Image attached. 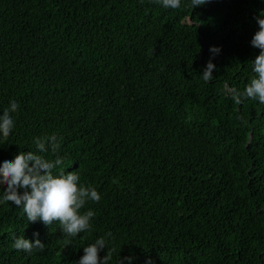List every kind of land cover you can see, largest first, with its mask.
<instances>
[{
  "label": "trees",
  "instance_id": "16d2710c",
  "mask_svg": "<svg viewBox=\"0 0 264 264\" xmlns=\"http://www.w3.org/2000/svg\"><path fill=\"white\" fill-rule=\"evenodd\" d=\"M260 10L264 0H0V112L21 102L0 161L60 156L55 173L76 170L101 194L76 238L0 203V264H72L106 233L109 264H264V104L237 105L224 87L243 91L254 75ZM212 45L222 51L205 82ZM52 134L58 152L40 153L35 139ZM34 232L43 251L13 247Z\"/></svg>",
  "mask_w": 264,
  "mask_h": 264
},
{
  "label": "clouds",
  "instance_id": "9594fccd",
  "mask_svg": "<svg viewBox=\"0 0 264 264\" xmlns=\"http://www.w3.org/2000/svg\"><path fill=\"white\" fill-rule=\"evenodd\" d=\"M159 3L165 9H178L182 0H159ZM207 3L209 0H190V7L195 9ZM255 19L258 30L250 43L260 51L255 60L251 61L254 75L243 91L227 83L224 86L226 94L237 105L247 98L264 104V10H260ZM221 51L219 46L209 47L210 58L201 74L205 82L214 79L216 65L213 59ZM20 104V100L13 97L0 112V136L7 137L13 132L17 123L14 113L20 109ZM35 144L40 153H47L49 150L56 153L60 148V138L56 134L37 137ZM62 164L63 158L60 156L50 160L33 151H21L14 158L4 157L0 161V183L6 184V187L0 191V203L11 202L21 208L30 223L39 221L45 226L59 223L63 234L76 238L92 228L91 221L96 214L91 208L85 212H81V209L89 201L99 202L101 194L92 185L81 183L76 170L55 173L54 169ZM110 236L111 233H106L97 237L94 243L83 247V255L72 264H109L111 253L107 251L104 256H100V253L107 249ZM13 247L30 255L34 250L43 251L45 244L39 238V232H34L32 239L13 234ZM134 260L132 255L120 256L118 264H133Z\"/></svg>",
  "mask_w": 264,
  "mask_h": 264
}]
</instances>
